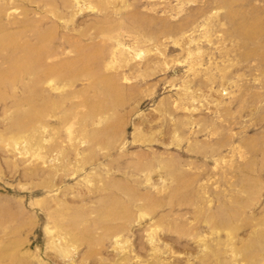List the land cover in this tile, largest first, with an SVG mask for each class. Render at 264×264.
I'll list each match as a JSON object with an SVG mask.
<instances>
[{
	"label": "rangeland",
	"instance_id": "rangeland-1",
	"mask_svg": "<svg viewBox=\"0 0 264 264\" xmlns=\"http://www.w3.org/2000/svg\"><path fill=\"white\" fill-rule=\"evenodd\" d=\"M0 264H264V0H0Z\"/></svg>",
	"mask_w": 264,
	"mask_h": 264
}]
</instances>
